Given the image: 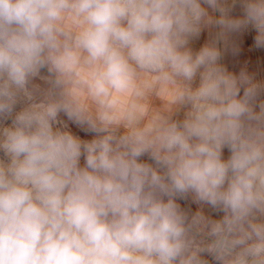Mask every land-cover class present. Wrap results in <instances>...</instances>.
<instances>
[{
  "label": "clouds",
  "instance_id": "obj_1",
  "mask_svg": "<svg viewBox=\"0 0 264 264\" xmlns=\"http://www.w3.org/2000/svg\"><path fill=\"white\" fill-rule=\"evenodd\" d=\"M253 31L264 0H0V264H264Z\"/></svg>",
  "mask_w": 264,
  "mask_h": 264
},
{
  "label": "rangeland",
  "instance_id": "obj_2",
  "mask_svg": "<svg viewBox=\"0 0 264 264\" xmlns=\"http://www.w3.org/2000/svg\"><path fill=\"white\" fill-rule=\"evenodd\" d=\"M234 15L240 14V9H237L233 13ZM218 15V14H217ZM204 34L201 35L198 41H194L192 47L194 50H198L203 43L207 41L209 38L208 30L203 32ZM254 31L251 33H245L238 37H235L236 42L239 44L240 52L238 55H232L230 52L225 53L224 59L222 63L233 72H238L247 67V70L250 73L255 74L256 79L264 80V50H257L252 47L254 43ZM228 153L225 152V158L227 157ZM193 210H195L196 205H191Z\"/></svg>",
  "mask_w": 264,
  "mask_h": 264
},
{
  "label": "crops",
  "instance_id": "obj_3",
  "mask_svg": "<svg viewBox=\"0 0 264 264\" xmlns=\"http://www.w3.org/2000/svg\"><path fill=\"white\" fill-rule=\"evenodd\" d=\"M202 34H204V33H202ZM192 44H195V43H192ZM143 159V158H142Z\"/></svg>",
  "mask_w": 264,
  "mask_h": 264
}]
</instances>
